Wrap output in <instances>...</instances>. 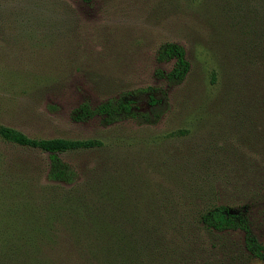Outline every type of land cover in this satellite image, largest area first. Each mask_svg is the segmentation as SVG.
Listing matches in <instances>:
<instances>
[{
	"label": "rangeland",
	"instance_id": "obj_1",
	"mask_svg": "<svg viewBox=\"0 0 264 264\" xmlns=\"http://www.w3.org/2000/svg\"><path fill=\"white\" fill-rule=\"evenodd\" d=\"M166 43L190 63L180 84L162 76L175 63L158 59ZM121 100L135 117L72 118ZM0 125L101 142L60 157L83 179H111L116 193L138 188L122 176L151 189L187 176L192 208L245 210L264 245V0H0ZM0 166L38 186L49 158L0 140ZM189 224L157 238V264H264L243 232L207 230L194 212Z\"/></svg>",
	"mask_w": 264,
	"mask_h": 264
},
{
	"label": "trees",
	"instance_id": "obj_2",
	"mask_svg": "<svg viewBox=\"0 0 264 264\" xmlns=\"http://www.w3.org/2000/svg\"><path fill=\"white\" fill-rule=\"evenodd\" d=\"M158 59L175 62L172 71L162 75L170 83L186 79L190 63L182 46L164 44ZM132 105L124 100L95 109L84 104L72 118L85 122L99 116L113 124L122 117H135ZM0 140L49 158L45 183L38 186L9 175L0 166V264H157V238L178 227L188 229L192 212L198 225L207 230L243 232L246 250L264 261V245L254 234L248 213L224 204L192 208L187 176L171 182L160 178L152 182L153 189L144 177L122 176L118 182L132 181L138 188L120 184L121 192L116 193L111 179H83L60 157L99 148V141L36 139L4 125H0ZM171 183L183 191H169L166 186ZM196 200L204 201L201 192L196 193Z\"/></svg>",
	"mask_w": 264,
	"mask_h": 264
}]
</instances>
